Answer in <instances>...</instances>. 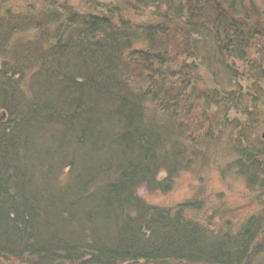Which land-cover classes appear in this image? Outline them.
Returning a JSON list of instances; mask_svg holds the SVG:
<instances>
[{
	"label": "trees",
	"instance_id": "trees-1",
	"mask_svg": "<svg viewBox=\"0 0 264 264\" xmlns=\"http://www.w3.org/2000/svg\"><path fill=\"white\" fill-rule=\"evenodd\" d=\"M45 1L0 10V264H264V208L231 235L189 216L198 197L171 211L138 194L226 137L227 166L264 195L263 137L227 117L264 105L258 0H139L164 5L140 23Z\"/></svg>",
	"mask_w": 264,
	"mask_h": 264
},
{
	"label": "rangeland",
	"instance_id": "rangeland-1",
	"mask_svg": "<svg viewBox=\"0 0 264 264\" xmlns=\"http://www.w3.org/2000/svg\"><path fill=\"white\" fill-rule=\"evenodd\" d=\"M67 3L70 8L77 12H87L90 10L100 11V9L110 6H115L123 11V16H128L135 21L148 22L153 19L154 13L159 9H163L164 5L157 9L143 6L139 0H60ZM260 6L264 8V1L258 0ZM93 5H100L98 9H93ZM11 10L15 12H32L38 16L41 12L52 10L45 0H0V10ZM126 9V13H125ZM43 11V12H44ZM101 12V11H100ZM45 13V12H44ZM157 14V13H156ZM264 12L262 11V16ZM264 20V17H261ZM158 20V16L156 17ZM53 31V30H51ZM31 36H35V31H32ZM48 37L50 34L47 35ZM261 41V39H260ZM263 41V40H262ZM47 43V40L46 42ZM135 45L140 48V43L133 41ZM263 44V43H262ZM264 46V45H263ZM261 50L262 48L260 46ZM253 53L257 49L252 45L250 47ZM254 55V54H252ZM259 57V56H258ZM0 62L1 58H0ZM240 70L247 68V64L242 61H237ZM248 69L240 77L242 86L248 89L251 86V76L246 74ZM146 75V73H145ZM197 75H201L199 85H205L204 80L209 78L204 69H200ZM200 76V77H201ZM225 80L226 77L222 76ZM232 81V80H231ZM237 80H233L236 84ZM261 89L264 90V81L261 82ZM233 89V88H232ZM243 106L249 107L252 111V104L243 102ZM258 110L253 112V118L246 113L231 109L228 113V119H237L240 124L257 129L258 135L264 140V105L258 104ZM250 118V119H249ZM251 123V126L249 125ZM262 123L260 130H258L259 123ZM255 124V125H253ZM232 128V127H230ZM244 128V127H243ZM251 128V129H252ZM253 129V130H254ZM228 134V133H227ZM225 136V135H224ZM261 137V138H262ZM199 146V145H198ZM230 143L226 137L221 141L220 139L211 140L208 154L198 159L193 170H188L179 174L172 182V187L169 191H150L147 186H140L138 194L153 206L164 207L171 211L178 210V205L185 203L198 197V202H201L200 210L190 211L189 216H194L203 225L212 229L213 231H220L222 234H235L241 225L249 220L254 214H259L264 208V195L260 193L259 189H250L243 177L237 173V170H230L227 166L231 161L237 158V155L230 153ZM264 159V156H262ZM165 171L158 175V179L166 178ZM0 260L3 258L0 256ZM6 264H12L5 261ZM144 264L143 261L138 262ZM15 264H17L15 262ZM134 264V263H133Z\"/></svg>",
	"mask_w": 264,
	"mask_h": 264
},
{
	"label": "water",
	"instance_id": "water-1",
	"mask_svg": "<svg viewBox=\"0 0 264 264\" xmlns=\"http://www.w3.org/2000/svg\"><path fill=\"white\" fill-rule=\"evenodd\" d=\"M6 113L3 111L0 113V121L4 120L6 118Z\"/></svg>",
	"mask_w": 264,
	"mask_h": 264
}]
</instances>
